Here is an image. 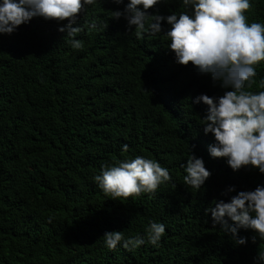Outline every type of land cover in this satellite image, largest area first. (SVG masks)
Wrapping results in <instances>:
<instances>
[{"label":"trees","instance_id":"trees-1","mask_svg":"<svg viewBox=\"0 0 264 264\" xmlns=\"http://www.w3.org/2000/svg\"><path fill=\"white\" fill-rule=\"evenodd\" d=\"M122 8L111 0L87 6L74 38L82 49L42 18L0 35V264H253L264 239L252 243L251 230L241 229L249 241L237 245L204 212L214 199L227 201L229 185L264 183V174L233 172L208 155L206 106L191 98L222 90L174 63L162 34L138 37L123 17L111 18ZM173 11H183L179 0L149 9ZM246 15L264 23V0H252ZM93 18L98 30L89 31ZM256 71L248 90H264V62ZM189 150L211 172L199 191L183 182ZM136 155L157 160L172 180L155 194L106 196L93 181L101 166ZM149 221L165 225L157 245L147 242ZM112 230L145 244L110 250L103 234Z\"/></svg>","mask_w":264,"mask_h":264},{"label":"clouds","instance_id":"clouds-1","mask_svg":"<svg viewBox=\"0 0 264 264\" xmlns=\"http://www.w3.org/2000/svg\"><path fill=\"white\" fill-rule=\"evenodd\" d=\"M111 2L123 5L122 9L111 11V18L123 17L128 32L135 27L138 37L145 32L151 36L162 34L174 63L190 64L198 75L208 76L213 86L222 90L219 95L200 93L191 98V104L206 106L201 125L203 133L213 138L207 146L208 155L223 158L233 172L244 169L264 174V90H248L257 76L256 67L264 62V23L249 22L246 13L252 0H179L183 11L166 15L150 13L149 9L176 0ZM97 3L98 0H0V35L10 36L20 25L42 18L55 21L57 31L67 34L72 48L82 49L83 43L74 39L82 31L78 21L87 6ZM88 29L98 30L96 18L88 21ZM260 88L264 89V79L260 80ZM122 150L127 152L128 146L124 145ZM181 167L184 185L197 191L211 175L204 159L190 150ZM171 180L168 168L143 155L102 165L93 177L97 187L114 200L155 194ZM230 193L235 195L229 196ZM221 196L229 198L214 199L204 209L206 215L210 213L213 227L219 225L237 245L249 241L248 237L238 235L241 229L251 230L252 243L257 237L264 239V183L239 191L229 185ZM165 230L163 223L149 221L147 242L157 245ZM103 242L110 250L118 244L131 250L144 245L145 239L139 235L125 238L122 231L112 230L104 232ZM252 261L264 264V250L257 252Z\"/></svg>","mask_w":264,"mask_h":264}]
</instances>
